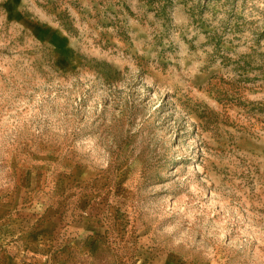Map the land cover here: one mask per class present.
I'll list each match as a JSON object with an SVG mask.
<instances>
[{"label": "rangeland", "instance_id": "obj_1", "mask_svg": "<svg viewBox=\"0 0 264 264\" xmlns=\"http://www.w3.org/2000/svg\"><path fill=\"white\" fill-rule=\"evenodd\" d=\"M4 204L62 264H264V0H0Z\"/></svg>", "mask_w": 264, "mask_h": 264}, {"label": "crops", "instance_id": "obj_2", "mask_svg": "<svg viewBox=\"0 0 264 264\" xmlns=\"http://www.w3.org/2000/svg\"><path fill=\"white\" fill-rule=\"evenodd\" d=\"M3 209L0 264H62L61 257L52 253L63 231L59 211L53 209L40 220L32 204H4Z\"/></svg>", "mask_w": 264, "mask_h": 264}, {"label": "bare ground", "instance_id": "obj_3", "mask_svg": "<svg viewBox=\"0 0 264 264\" xmlns=\"http://www.w3.org/2000/svg\"><path fill=\"white\" fill-rule=\"evenodd\" d=\"M58 34H59V32H58Z\"/></svg>", "mask_w": 264, "mask_h": 264}]
</instances>
